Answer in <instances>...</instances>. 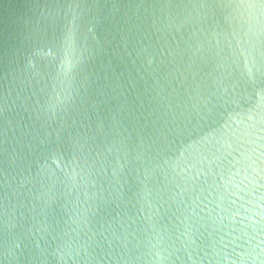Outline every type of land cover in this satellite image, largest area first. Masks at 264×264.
<instances>
[{
    "label": "clouds",
    "instance_id": "clouds-1",
    "mask_svg": "<svg viewBox=\"0 0 264 264\" xmlns=\"http://www.w3.org/2000/svg\"><path fill=\"white\" fill-rule=\"evenodd\" d=\"M124 56L207 83L142 135L101 118ZM2 75L0 264H264V0H47Z\"/></svg>",
    "mask_w": 264,
    "mask_h": 264
},
{
    "label": "water",
    "instance_id": "water-1",
    "mask_svg": "<svg viewBox=\"0 0 264 264\" xmlns=\"http://www.w3.org/2000/svg\"><path fill=\"white\" fill-rule=\"evenodd\" d=\"M46 2L47 0H0V95L4 90L2 74L11 48L24 37L27 28L35 21L41 6ZM117 2H137V0H117ZM128 41L131 52L135 37L129 34ZM168 69L172 70L168 71ZM208 70V64L192 65L188 69V78L178 83L181 79L180 73L185 71L183 66L176 70L173 65H168L165 69L163 65L154 63L146 70L141 66L140 60L132 62L127 56L123 59L113 58L110 71L115 74L113 79L118 87L111 94L113 98H109L102 106L101 118L107 116L108 109L115 111L117 107L123 105L122 115L127 113L123 121L125 127H135L142 135L148 134L152 129L153 121L158 122L161 116L167 113L169 105L175 109L177 103L182 106L188 101V95L194 98L197 83L203 89L207 81H202L201 76L206 75ZM193 72L195 76L192 75ZM219 123H222L219 114L199 123L193 119L188 123L186 131L177 143L191 145L204 135L210 134ZM5 128L3 118L0 117V195L3 193V173L7 167H10L12 148L16 147V151H20L16 146L17 141L13 140L15 127L7 132V139H5ZM17 138L19 139V133Z\"/></svg>",
    "mask_w": 264,
    "mask_h": 264
}]
</instances>
